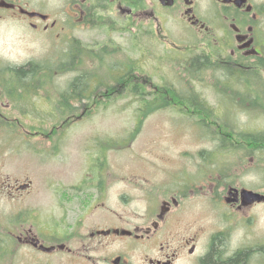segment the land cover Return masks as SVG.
<instances>
[{"label":"rangeland","instance_id":"obj_1","mask_svg":"<svg viewBox=\"0 0 264 264\" xmlns=\"http://www.w3.org/2000/svg\"><path fill=\"white\" fill-rule=\"evenodd\" d=\"M57 13L64 21L65 12ZM110 30L95 27L81 34L91 42L112 39L123 51L131 43L135 86L129 87L128 76L125 85L124 80L117 84L108 69L90 61L94 57L87 69L79 63L69 68L64 38L51 41L17 26L0 27V54L22 62L35 58L30 60L39 75L32 83L36 95L20 109L26 119L7 128L0 123V198L7 194L2 191L5 178V184H32L20 201L0 199V258H5L0 264H115L117 257L122 258L120 264H149L157 257L156 240L89 236L92 228H107L116 221L142 222L154 202L107 198L120 213L118 219L101 208L87 211L91 202L85 196H161L176 190L192 194L195 186L210 181L219 193L221 186L232 184L264 195V151L259 150L264 145L237 139L238 133H264V98L253 103L262 96L257 89L264 84V59L229 58V64H223L215 57L214 44L182 25L169 24L165 40L155 26L137 25L131 34L120 27L112 36ZM203 55L215 67L197 77L188 73L191 60ZM118 62L128 61L122 57ZM227 67L234 68L242 82H235ZM81 73L97 76L103 85H94L98 90L91 99L86 96L78 108L61 115L56 106ZM135 87L147 94L139 97L131 90ZM180 94L192 96L199 105ZM233 139L241 145L238 150L229 146ZM198 193L201 197L187 202L171 239L178 242L199 233L196 255L186 253L176 264H203L209 243L219 236L221 262L243 250L249 252L246 264H264V204L237 214L219 207L214 198H204L212 194L208 186ZM4 213L9 230L24 223L25 231L33 226L44 246L67 249L17 247L19 242L9 234L6 245L1 240L7 235L1 225Z\"/></svg>","mask_w":264,"mask_h":264},{"label":"flooded vegetation","instance_id":"obj_2","mask_svg":"<svg viewBox=\"0 0 264 264\" xmlns=\"http://www.w3.org/2000/svg\"><path fill=\"white\" fill-rule=\"evenodd\" d=\"M58 11L65 12L64 21L58 20ZM169 24L185 26L193 30L201 40L214 44L215 57H219L223 64H229V58L236 61L264 59V0H0V27L17 26L27 32L47 35L51 41L64 38L69 68L79 63L81 68L87 69L88 60L94 57L90 61L108 69L107 72L113 74L117 84L124 80L122 84L125 85L128 76L129 87L135 86L136 82V67L129 56L134 51L133 45L129 43L127 50L123 51L112 39L91 42L84 38L81 32H88L95 27H109L112 31L107 33L112 36L123 27L125 32L131 34L137 25H145L157 27L158 36L165 40L164 32ZM122 57L128 62H122L121 65L118 60ZM73 58H76L75 61ZM30 59L33 58L22 62L0 54V123L5 124L6 128L7 124L20 123L26 119L20 109L28 104L34 94L36 95V85L16 81L17 75L22 71L38 70L33 62L35 58L33 61ZM99 82L97 85L101 87L103 82ZM88 85L87 83L86 87ZM259 86L264 98V84ZM5 180L7 183L8 178ZM5 183L2 185V191L7 190V194L2 197L12 201H20L32 186L30 182L19 180L11 185ZM206 184L212 194L204 195V198H214L219 207L223 206L237 214H245L250 208L264 204V201L250 203L243 195V191L247 189L240 185L221 186L222 192L219 193L213 181L195 186V189L191 190L192 194L186 193L185 190H176L172 194L161 196H85L84 198H89L91 202L87 211L93 213L101 208L118 219H122L120 213L108 204L107 198H144L148 202H154L145 210L142 222H123L118 225L116 221L107 228H92L89 236L92 240L103 236L138 241L156 240L160 249L157 251V257L149 260V264H176L186 253L190 256L196 255L199 233L193 237L183 236L178 242L171 239L174 226L182 219L187 202L201 197L198 192L206 191ZM4 215L6 216L2 218L1 225L6 229L7 235L2 234L1 240H6V245H9V234L13 240L19 242L17 247L22 245L47 251L43 248L48 247L34 234L33 226L25 231L26 226L23 223L16 225L14 231L9 230L7 214ZM123 231L129 234L123 235ZM215 241L216 237H213L207 247L206 256L211 252ZM50 248H53L54 252L67 249L64 245ZM6 252L8 253V249ZM240 252L244 251H235L232 257ZM0 259L5 261V258ZM116 260H119L118 264L122 262L121 257ZM124 263L126 264L125 261Z\"/></svg>","mask_w":264,"mask_h":264},{"label":"trees","instance_id":"obj_3","mask_svg":"<svg viewBox=\"0 0 264 264\" xmlns=\"http://www.w3.org/2000/svg\"><path fill=\"white\" fill-rule=\"evenodd\" d=\"M74 61L76 58H73ZM67 65H68V59H65ZM215 63H211V61L207 58V56L203 55V56H197L194 59L191 60V62L189 63L188 67L186 68V71L192 75H195L196 77L199 75V73L201 71H204L206 69H210V68H214L215 67ZM69 69V68H68ZM75 69V68H74ZM234 68H230L227 67L226 68V72L229 76L232 77V79L235 82H242L241 78H240V74L237 73L236 71H233ZM235 70V69H234ZM38 70L34 71L33 69L30 71H22L21 73H19L17 75V82L20 83H34L38 81V73H36ZM253 71V70H252ZM243 74V73H242ZM92 75V74H91ZM90 74L87 73H81V75H79L77 78L74 79V81L70 84L69 89H67L66 91L63 92L62 94V98L60 99L59 103L56 106V110L58 108V110H60V114H67L70 113L69 111L71 109H76L78 108V104L82 103L84 101V99H86V96L88 97V99H91L93 97V95L97 92V88L94 85L98 84L97 81V76H93L91 77ZM256 74L252 75L253 77ZM251 76V75H250ZM122 78V77H121ZM247 83H252L248 80H246ZM253 81H257V80H253ZM89 84L86 87V84ZM101 84V82H99ZM113 90V89H111ZM132 92H134L136 95H138L139 97L141 96H145L147 94L146 90H140L138 87L131 89ZM155 92V91H154ZM257 92L259 93L260 90L257 89ZM92 93V95L90 96V94ZM262 93V92H260ZM149 95V94H148ZM152 95V94H151ZM179 96V95H178ZM263 98L261 96V94H259V97H256V101H253V103H259V98ZM180 98L182 99H188V100H192L194 102V106H196L197 104L199 105L197 99L193 98L192 96H183L182 94H180ZM240 103L243 104V100L240 98ZM197 105V106H198ZM57 110V112H59ZM237 139L239 142H242L241 139L243 141H247L250 144H262L264 145V133L263 132H256V133H238L237 134ZM232 144H229V146H232L233 149H237L239 146H241L240 144H236L235 140H231ZM227 146V149H230V147ZM238 150V149H237ZM259 150H263L264 148L262 147ZM221 237H217L216 241L213 244V247L211 249V252L209 253L208 256L205 257V259L203 260V264H214V263H219L220 264H246V259L247 256L249 255V252L245 251V252H240L238 254H236L234 257L227 259L224 262H221V256H220V252H218L217 250V244L220 242Z\"/></svg>","mask_w":264,"mask_h":264},{"label":"water","instance_id":"obj_4","mask_svg":"<svg viewBox=\"0 0 264 264\" xmlns=\"http://www.w3.org/2000/svg\"><path fill=\"white\" fill-rule=\"evenodd\" d=\"M243 195H245V197L249 200L250 203H254V202H263L264 201V195L254 192V191H250V190H245L243 191ZM116 233H119V231H116ZM108 234V232L106 233ZM123 235L129 234L128 232H122ZM47 251L52 250L51 248H43ZM119 260L115 261V264H118Z\"/></svg>","mask_w":264,"mask_h":264}]
</instances>
